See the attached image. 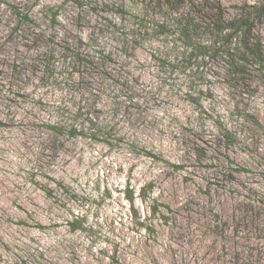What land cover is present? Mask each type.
<instances>
[{"label":"rangeland","instance_id":"374dc122","mask_svg":"<svg viewBox=\"0 0 264 264\" xmlns=\"http://www.w3.org/2000/svg\"><path fill=\"white\" fill-rule=\"evenodd\" d=\"M137 1L0 0V264H264V69L184 68Z\"/></svg>","mask_w":264,"mask_h":264},{"label":"trees","instance_id":"16d2710c","mask_svg":"<svg viewBox=\"0 0 264 264\" xmlns=\"http://www.w3.org/2000/svg\"><path fill=\"white\" fill-rule=\"evenodd\" d=\"M128 1L134 0H122L123 10ZM134 6L130 7L129 19L132 31L153 30L172 36L177 33L183 44L178 55L186 63L184 68L195 52L203 56L221 54L228 74L235 77L245 74L249 67L264 69L262 45L251 37L257 21L264 16V5H251L248 11L235 17H226L224 7L215 0H141ZM122 80L115 83L114 91L129 98L135 88L131 79ZM188 96L190 100H199Z\"/></svg>","mask_w":264,"mask_h":264}]
</instances>
